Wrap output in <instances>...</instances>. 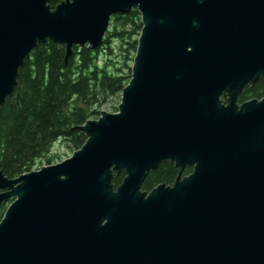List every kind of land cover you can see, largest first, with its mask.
<instances>
[{"label": "water", "instance_id": "obj_1", "mask_svg": "<svg viewBox=\"0 0 264 264\" xmlns=\"http://www.w3.org/2000/svg\"><path fill=\"white\" fill-rule=\"evenodd\" d=\"M50 1L0 0V108L39 44L97 49L134 9L143 29L118 112L72 157L0 172V264H264V98L238 105L264 78V0ZM167 161L175 184L144 192Z\"/></svg>", "mask_w": 264, "mask_h": 264}, {"label": "trees", "instance_id": "obj_2", "mask_svg": "<svg viewBox=\"0 0 264 264\" xmlns=\"http://www.w3.org/2000/svg\"><path fill=\"white\" fill-rule=\"evenodd\" d=\"M63 1L51 0L50 5L56 9ZM141 20L137 9L115 15L101 47H74L68 59L66 47L50 40L32 50L13 94L0 108L1 173L14 179L33 171L46 157L48 164L54 163L57 157L50 151L60 142L75 152L82 148L87 138L78 127L99 119L102 107L122 94L132 78ZM242 93L241 103L263 99L264 78ZM192 170L187 168L182 177H189ZM180 171L174 163L164 162L150 173L142 190L149 193L160 185L172 186ZM125 177L124 171L114 174L115 190ZM13 201L0 204V222Z\"/></svg>", "mask_w": 264, "mask_h": 264}, {"label": "rangeland", "instance_id": "obj_3", "mask_svg": "<svg viewBox=\"0 0 264 264\" xmlns=\"http://www.w3.org/2000/svg\"><path fill=\"white\" fill-rule=\"evenodd\" d=\"M116 44H118V43H116ZM116 51L117 50H115V52ZM121 96H122V94H120L117 97L110 98L109 102L106 105H104L100 111L101 112L107 111L110 113H115L114 110L118 109L119 104L121 103ZM50 152H51L50 154L52 155V157H57L56 161L54 163L48 164L49 158L46 157L42 161L38 162L37 165H35L33 167V169H32L33 171H37V170H39L45 166L55 165L57 163H60L64 160L72 157V155L74 154L75 151H73V149H71L69 146H67L63 142H60V143H57L56 145H54L51 148Z\"/></svg>", "mask_w": 264, "mask_h": 264}, {"label": "flooded vegetation", "instance_id": "obj_4", "mask_svg": "<svg viewBox=\"0 0 264 264\" xmlns=\"http://www.w3.org/2000/svg\"><path fill=\"white\" fill-rule=\"evenodd\" d=\"M242 95H243V93L240 95V97H239V100H238V105H242L243 103H245V102H248V101H245V102H240V99H241V97H242ZM226 97L224 98V99H227V97H229V95L228 94H226L225 95ZM223 99V98H222ZM250 101V100H249ZM186 170V169H185ZM184 170V171H185ZM180 174V173H179ZM182 174H183V171H182ZM179 176V175H178ZM173 186V185H172Z\"/></svg>", "mask_w": 264, "mask_h": 264}]
</instances>
